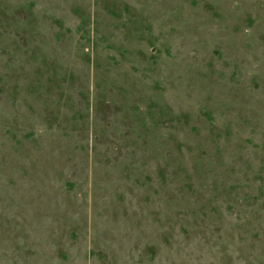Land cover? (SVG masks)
Segmentation results:
<instances>
[{"label":"rangeland","instance_id":"374dc122","mask_svg":"<svg viewBox=\"0 0 264 264\" xmlns=\"http://www.w3.org/2000/svg\"><path fill=\"white\" fill-rule=\"evenodd\" d=\"M0 264H264V0H0Z\"/></svg>","mask_w":264,"mask_h":264}]
</instances>
